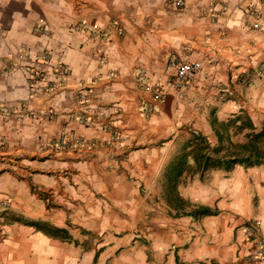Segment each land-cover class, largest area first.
Listing matches in <instances>:
<instances>
[{
  "label": "crops",
  "instance_id": "crops-1",
  "mask_svg": "<svg viewBox=\"0 0 264 264\" xmlns=\"http://www.w3.org/2000/svg\"><path fill=\"white\" fill-rule=\"evenodd\" d=\"M184 1L0 0V264H244L264 161L195 174L194 136L262 130L264 0Z\"/></svg>",
  "mask_w": 264,
  "mask_h": 264
},
{
  "label": "trees",
  "instance_id": "trees-1",
  "mask_svg": "<svg viewBox=\"0 0 264 264\" xmlns=\"http://www.w3.org/2000/svg\"><path fill=\"white\" fill-rule=\"evenodd\" d=\"M238 121L240 120L234 121L236 125L234 135H242L248 130V133L244 135L246 138V142L244 143L233 142L230 130L228 129L221 131L220 143L222 144L213 150L204 137L201 135L194 136V141L197 143L194 149L196 152L194 160L197 165L195 170L193 168L195 174H207L212 169L231 170L236 165L253 166L260 163L261 160L264 161V126L260 132L256 133L251 120H241L240 125H237ZM225 136H228L230 149L224 146ZM224 150L225 152L223 153ZM188 157V154H182L179 165L175 169L178 176L184 172V166L187 164ZM56 233L65 232L57 230Z\"/></svg>",
  "mask_w": 264,
  "mask_h": 264
},
{
  "label": "built area",
  "instance_id": "built-area-1",
  "mask_svg": "<svg viewBox=\"0 0 264 264\" xmlns=\"http://www.w3.org/2000/svg\"><path fill=\"white\" fill-rule=\"evenodd\" d=\"M172 3L173 6L180 11L184 10L186 7L184 0H173ZM171 66L176 71L174 84L178 86L179 89H184L196 80L197 74L202 69V62H173ZM54 72L64 74L65 69L61 66L60 68H56ZM37 75H40L41 80H45L48 76L46 71H43V69L41 70V67ZM163 96L162 90L158 89L155 92V98L157 100H162ZM153 110H155V108H149L146 116L153 113ZM244 235L245 239L251 244L249 253L243 257L244 264H264L263 222L260 219L255 220L252 224L245 228Z\"/></svg>",
  "mask_w": 264,
  "mask_h": 264
},
{
  "label": "rangeland",
  "instance_id": "rangeland-1",
  "mask_svg": "<svg viewBox=\"0 0 264 264\" xmlns=\"http://www.w3.org/2000/svg\"><path fill=\"white\" fill-rule=\"evenodd\" d=\"M264 77V63L263 64H261L256 70H254V72L253 73H250V72H247V73H245V75L244 76H238L237 77V83L239 84V85H241V86H247V85H250V83L252 82V81H254V80H258V79H262ZM222 94L224 95V97L223 98H221V100L223 101V102H226L228 99H229V95H230V93H229V91H224V92H222ZM218 113V109H216V108H212V111H211V114L213 115V113ZM213 118H212V122L213 123H215L216 125H218V124H220L221 123V121L219 120V119H217L216 117H214V116H212ZM229 120V119H228ZM262 125H264V123L262 124ZM235 123L233 122V119H232V121H228L223 127H221L222 128V130H226V129H228V130H230V136H231V138H232V141L233 140H237V139H240V138H244V139H246L245 137H244V135H239V136H235L234 135V132H235ZM246 132H248V131H246ZM225 144H224V146H226L227 148H229L230 149V146H229V143H228V136H225ZM234 142V141H233ZM226 149V148H225ZM225 152V150L223 151V153ZM222 153V154H223ZM182 185H184L183 183H182ZM60 236H63V235H60Z\"/></svg>",
  "mask_w": 264,
  "mask_h": 264
}]
</instances>
